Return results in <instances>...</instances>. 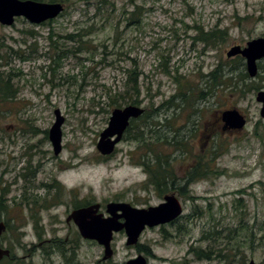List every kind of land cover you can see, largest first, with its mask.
I'll use <instances>...</instances> for the list:
<instances>
[{"label": "rangeland", "instance_id": "1", "mask_svg": "<svg viewBox=\"0 0 264 264\" xmlns=\"http://www.w3.org/2000/svg\"><path fill=\"white\" fill-rule=\"evenodd\" d=\"M108 1L63 0L62 15L50 21L33 24L17 17L11 25L0 24L1 75L9 73L15 89L10 97L7 90L0 96V187L5 186L6 197L1 216L12 223L1 242L15 245L17 259L11 264H125L142 253L125 244L121 230L113 234L112 257L102 259V246L82 238L74 222L66 221L73 209L91 203H99L106 216L110 201L147 207L163 200L164 194L143 187L147 175L137 162L149 151L131 137L135 131L129 138L124 133L109 155L96 148L114 108L107 92L121 91L132 67L140 72L138 99L147 110L145 120L157 123L145 127L143 136L185 139L181 149L162 142L152 151L168 153L173 170L182 175L195 155L214 150L210 166L223 170L189 185L195 199L176 195L183 217L142 231L138 243L156 256L148 257V264H239L232 252L225 259L204 260L187 249L206 245L200 241L204 230L233 226L240 231L243 224L248 227L244 232H252L251 241L239 246L245 264L250 259L264 264V146L254 131L264 135L261 104L255 99L264 90V57L250 77L242 73L243 58L225 53L234 44L264 37V0ZM199 24L204 30L225 27L228 35L207 45L192 37ZM67 33H81L82 42L64 37ZM218 64L225 83L212 88L207 74ZM227 108L247 118L241 130L222 129L221 111ZM55 109L64 117L58 155L48 139ZM26 167L30 171L24 177ZM53 178L62 185L60 202L41 208L56 195ZM74 199L88 204L74 207ZM53 238H64L62 254L53 248Z\"/></svg>", "mask_w": 264, "mask_h": 264}, {"label": "water", "instance_id": "2", "mask_svg": "<svg viewBox=\"0 0 264 264\" xmlns=\"http://www.w3.org/2000/svg\"><path fill=\"white\" fill-rule=\"evenodd\" d=\"M64 9L61 2L36 0H0V24L11 25L16 17H23L28 22L38 24L58 16ZM226 56L240 55L244 58L246 73L254 77L258 72V61L264 57V37H256L245 42V45L234 44L225 52ZM256 101L260 102L259 114L264 118V90L256 92ZM144 108L136 104L114 107L111 110L107 126L100 132L96 148L102 155L111 154L116 144L122 139L131 119L138 118ZM55 120L48 129V139L54 155L61 151V125L64 117L58 109L54 110ZM223 129L240 130L246 124L245 116L236 108L221 111ZM99 203L73 209L66 217L72 220L80 236L93 239L103 248L102 259H108L113 254L111 240L113 234L123 230L126 245H135L146 227H154L170 223L178 218L182 212V204L174 193H167L163 200L156 205L147 207L132 206L127 202L110 201L106 204V213L98 212ZM5 230L4 221L0 220V235ZM10 250L0 246V260L9 256ZM125 264H147V259L141 253L129 258ZM247 264H255L250 259Z\"/></svg>", "mask_w": 264, "mask_h": 264}, {"label": "trees", "instance_id": "3", "mask_svg": "<svg viewBox=\"0 0 264 264\" xmlns=\"http://www.w3.org/2000/svg\"><path fill=\"white\" fill-rule=\"evenodd\" d=\"M36 1H49V2H61L63 0H36ZM96 3L100 4L103 2H109L108 0H95ZM97 11H100L101 8H97ZM63 13V12H62ZM60 13V15H62ZM134 14V13H132ZM50 21V20H48ZM195 35L192 36L193 39L198 40L200 42H203L207 45L210 44H215L217 41H223L228 35V32L226 28H220L218 26H214L212 28L204 30L203 27L199 24L195 26ZM51 38V35L48 36ZM66 38L77 41V42H82L81 38V33H67L65 34ZM51 40V39H50ZM52 45H56V41L51 40ZM239 60H242V57L238 56ZM164 71H167L166 69ZM244 76L247 75L246 72H242ZM139 75L140 72L136 71L135 67L128 68L127 74L125 76V80L123 82V89L121 91H116L114 93L107 92V96L111 98V105L114 107H119L121 104H140V100L138 99L139 96ZM222 66L221 64L216 65L208 74L207 76L209 77L208 81H211L212 88H216L218 85L225 83L222 79ZM174 79L177 81V78L174 76ZM232 77L230 76L228 78V81H230ZM229 86L231 85L230 82H228ZM231 85V87H235ZM252 89H258V87H253ZM7 90V95L6 96H12L13 92L15 89L12 87V84L10 82V74L8 73L5 77H2L0 74V96L5 93L6 94ZM11 90V91H9ZM9 91V92H8ZM185 93V92H184ZM182 95V97H185L186 95ZM181 94V92H179ZM188 97V96H187ZM186 101V100H185ZM150 116V113H149ZM147 117V110L140 116L139 120H143L144 122H141L136 119H131L130 123L125 130V135L124 138L127 137L129 138L131 135L132 131H135L136 133L134 135H131V137L137 139L140 144L147 146V149L149 152L144 153L141 159L138 160L137 164L142 166L144 172L147 175L146 181L143 184L144 188H148L149 186L153 188L154 191L161 194L165 193H175L176 195L180 197H188L191 199H195L196 196H192L189 194V185L193 183L196 179H202V178H207L211 175H219L223 173V170H219L217 168H212L210 166V162L214 161L216 158L217 153L212 150L210 155L205 156L204 154H198L195 155L196 159L195 161L188 166V168L184 171L182 175H177L175 171L173 170L171 164H170V155L168 153H155L152 151L151 146L153 145H159L160 143L168 144V145H174L177 149H181V144L184 138L177 139L176 137L167 139L166 137H144L143 136V129L147 126L152 127L155 124H157L154 121L148 122L146 118ZM139 122L141 125H136ZM147 129L148 131L152 132L153 129L150 128ZM255 135L259 138V141L262 146H264V135L260 134L258 132L257 128L254 129ZM141 140V142H140ZM185 140V139H184ZM158 142V143H157ZM182 150H184V147H182ZM106 159V158H104ZM30 171L29 167H26V171L23 173V176L26 177L28 172ZM54 181V186L56 187V195L52 199V202H47L48 205L56 204L60 201L59 196H60V191L62 188V185L58 180L53 178ZM262 185H264L263 182H260ZM30 187V186H29ZM26 190V188H25ZM75 198V197H74ZM31 199V198H30ZM37 199L33 202H27L28 205H32V203H35ZM48 200H45L46 202ZM51 201V200H50ZM74 207H78L81 205L88 204V202H85V200H80L76 201V199L73 200ZM84 201L83 203H81ZM237 201L240 204V199H237ZM90 203V202H89ZM1 211H4V209L1 207ZM31 218L34 220V222L37 221V217L35 213H30ZM180 218L183 216H179ZM178 217V218H179ZM177 218V219H178ZM175 219L173 222L177 221ZM7 221V229L9 230L12 227V223L6 219ZM182 226L179 224L177 226V232H179L180 228ZM247 227L246 224H243L241 227L240 231H238L236 228L233 226H220V228H217L213 226L211 229L204 230L202 231V234L200 236V241L201 242H206L205 246L199 245L197 247H194L193 245H190L187 249V253H192V256L196 257L197 259H204V260H211V259H225L230 256V254L233 253V255H237L241 259V263L239 264H245V257L241 253V250L239 246H241L242 243L247 244L248 242L251 241V235L252 232L250 230L248 231H243V228ZM36 228V224H35ZM182 232V231H181ZM225 232V233H223ZM22 235V232H20ZM162 233L164 238H167L170 236V234L167 233L165 229L162 228ZM182 234V233H181ZM244 234V238L242 236ZM16 239V244L22 245V242L18 238ZM64 242L63 238H56L54 240L55 243V248L57 251L63 252L62 246H60V243ZM58 245V246H57ZM251 245V243H249ZM9 247L11 250L15 248V245L12 244V241L9 242ZM136 249L137 252H142L145 255L153 256L156 257L155 255L152 254L150 247L147 244H136ZM232 252V253H231ZM241 254V256H239ZM11 260L6 259L3 262H0V264H11ZM181 264H186V261H182Z\"/></svg>", "mask_w": 264, "mask_h": 264}, {"label": "flooded vegetation", "instance_id": "4", "mask_svg": "<svg viewBox=\"0 0 264 264\" xmlns=\"http://www.w3.org/2000/svg\"><path fill=\"white\" fill-rule=\"evenodd\" d=\"M240 56V55H239ZM234 57V56H233ZM244 59V58H243ZM245 62V61H244ZM1 64H0V68H1ZM0 74H2V71H1V69H0ZM220 120H221V116H220ZM223 127V126H222ZM223 130H225V129H223ZM227 131L228 132H232V131H235V130H232V129H227ZM0 182H1V178H0ZM4 188H5V186H2V187H0V208L3 206V205H5L2 201L6 198L3 194V190H4ZM16 202V201H15ZM14 202V203H15ZM53 205V204H52ZM41 208H47L49 205H48V203H46V204H44V203H42L41 205ZM98 212H100L99 210H98ZM7 218H4V217H2L1 216V209H0V220H2V221H4V223H5V226H6V229H5V231L2 233V235H0V240H3V238H2V236H4V239H5V237L7 236L6 235V233H7V231H8V229H7V220H6ZM171 223V222H170ZM35 228V227H34ZM6 235V236H5ZM56 238H53V239H51L50 241H53L54 242V240H55ZM64 239V238H63ZM0 243H1V246L2 247H4V248H8V249H10V251H11V253H12V250H11V248L9 247V243L7 242V241H0ZM20 247H23L22 245H20ZM33 248L35 247V245H33L32 246ZM49 247H51V246H49ZM51 250V249H50ZM50 250H49V252H50ZM52 250H53V248H52ZM57 252H59V253H61L62 254V252L61 251H57ZM14 254V253H13ZM153 255H155L154 253H152ZM47 255H48V253H47ZM147 256V258L148 257H150L149 255H146ZM6 259H8V260H11L12 261V259L13 260H15V259H17V257L16 256H14V255H9L8 257H3V259L2 260H0V262H3V261H5ZM99 263V260L97 261V264ZM71 264H73V263H71Z\"/></svg>", "mask_w": 264, "mask_h": 264}]
</instances>
